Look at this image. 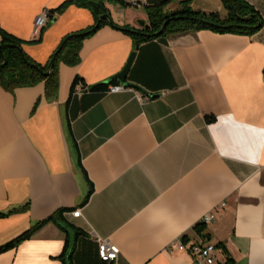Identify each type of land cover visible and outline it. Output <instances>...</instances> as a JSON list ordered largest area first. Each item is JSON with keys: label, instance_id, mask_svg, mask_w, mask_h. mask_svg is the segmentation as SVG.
<instances>
[{"label": "crops", "instance_id": "crops-1", "mask_svg": "<svg viewBox=\"0 0 264 264\" xmlns=\"http://www.w3.org/2000/svg\"><path fill=\"white\" fill-rule=\"evenodd\" d=\"M163 1L171 12L182 0L102 4L118 27L139 30ZM244 1L262 18L251 35L200 29L135 47L104 23L82 41L77 64L60 62L53 96L43 81L0 85V246L64 209L0 252V264H62L66 235L74 264H109L96 238L119 248L117 264H195L168 251L178 239L214 244V264H264V0ZM190 5L223 11L221 0ZM43 11L49 20L34 36ZM95 23L76 0H0V32L39 64ZM131 52L133 86L71 92L75 76L89 87L108 81ZM207 213L213 220L197 233Z\"/></svg>", "mask_w": 264, "mask_h": 264}, {"label": "trees", "instance_id": "trees-1", "mask_svg": "<svg viewBox=\"0 0 264 264\" xmlns=\"http://www.w3.org/2000/svg\"><path fill=\"white\" fill-rule=\"evenodd\" d=\"M80 4L88 7L96 17V23L88 29L69 33L59 43L58 47L50 55L45 64H39L30 59L23 51L22 40L8 34L1 33L0 40V85L8 90L19 86H31L37 82L45 83L46 94L51 97L58 87V67L60 62L67 65H75L79 62V50L82 41L94 33L102 24L108 23L112 27L119 28L130 34L133 44L138 47L141 43L151 39L161 38L171 33H182L191 30L209 29L216 32H229L244 35H251L262 27V18L253 6L244 0H221L223 11H203L191 7V0H182L179 7L171 12H164L163 1L157 5L148 7V24L141 29H131L118 27L110 18L98 20L101 15L108 14V11L102 4V1L96 0H76ZM65 2L55 11L65 6ZM168 22L163 28L161 34H157L163 23ZM4 62V65L1 64ZM82 81L79 76H75L71 85V92L76 89L77 82ZM117 79L111 77L108 81L98 83L92 86H83L84 91H103L110 84L117 83ZM85 89V88H84ZM91 192V191H90ZM86 199L89 197V194ZM64 209L58 210L55 214L36 223L30 229L21 233L14 239L0 246V252L16 247L21 241L29 239L33 232L49 221L58 222ZM204 224L199 223L195 228L197 233H201ZM63 230L64 227H60ZM62 264L73 263V247L69 246V239L66 235L64 248L58 256ZM228 264V263H226Z\"/></svg>", "mask_w": 264, "mask_h": 264}, {"label": "built area", "instance_id": "built-area-1", "mask_svg": "<svg viewBox=\"0 0 264 264\" xmlns=\"http://www.w3.org/2000/svg\"><path fill=\"white\" fill-rule=\"evenodd\" d=\"M49 16L50 15L48 11H43L36 17L33 27L34 36H38L40 34L42 28L48 22ZM76 89L79 91L87 90L81 81L77 82ZM124 90H126V87L122 84H117L115 86L109 85L107 87L108 92H118ZM221 206H223V203ZM80 212V209L76 208L71 212V216L79 217ZM212 220L213 215L211 213H207L200 219V223L207 225L210 224ZM96 243L99 260L103 263L117 264L119 248L115 244L105 239L96 238ZM173 250L187 251L192 256L195 264H214L216 261V246L207 241L199 240L187 243L182 239H178L170 243L168 247V251L170 253H172Z\"/></svg>", "mask_w": 264, "mask_h": 264}, {"label": "water", "instance_id": "water-1", "mask_svg": "<svg viewBox=\"0 0 264 264\" xmlns=\"http://www.w3.org/2000/svg\"><path fill=\"white\" fill-rule=\"evenodd\" d=\"M108 18H110V15L104 14V15H101L98 20L108 19ZM167 22H168V19L163 23V25L161 26V28L159 29L157 34H161L163 32V28ZM134 56H135V52H131V54L129 55L127 62L124 65V67L122 68V70L118 74L113 76L114 78H116L119 81L120 84H122L125 87L126 86H133V85L126 82V76H127L128 71H129V68L132 64ZM3 65H4V62L1 64V66H3Z\"/></svg>", "mask_w": 264, "mask_h": 264}, {"label": "rangeland", "instance_id": "rangeland-1", "mask_svg": "<svg viewBox=\"0 0 264 264\" xmlns=\"http://www.w3.org/2000/svg\"><path fill=\"white\" fill-rule=\"evenodd\" d=\"M142 21H139V24L141 23ZM147 24V23H146Z\"/></svg>", "mask_w": 264, "mask_h": 264}]
</instances>
